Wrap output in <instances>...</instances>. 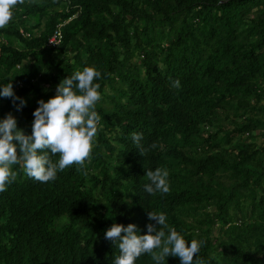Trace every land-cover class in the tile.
I'll use <instances>...</instances> for the list:
<instances>
[{
    "label": "trees",
    "instance_id": "obj_1",
    "mask_svg": "<svg viewBox=\"0 0 264 264\" xmlns=\"http://www.w3.org/2000/svg\"><path fill=\"white\" fill-rule=\"evenodd\" d=\"M87 66L102 73L91 161L47 183L13 166L0 264H113L105 232L134 223L146 234L149 211L204 242L193 264H264V0H25L0 29V88L11 80L27 103L0 97V120L11 112L31 134L38 101ZM156 168L169 172L167 194L144 191Z\"/></svg>",
    "mask_w": 264,
    "mask_h": 264
},
{
    "label": "clouds",
    "instance_id": "obj_2",
    "mask_svg": "<svg viewBox=\"0 0 264 264\" xmlns=\"http://www.w3.org/2000/svg\"><path fill=\"white\" fill-rule=\"evenodd\" d=\"M24 3L25 0H0V29L9 25L17 6ZM101 77V71L95 66H87L63 79L56 86L55 96L38 101L31 134L18 128V120L11 112L0 120V192L15 181L14 165L28 177L47 183L57 179L58 171L74 164L83 167L86 161H91L102 119L96 111L101 99L100 84L95 82ZM180 86L179 79L172 81L173 88ZM0 97L11 98L17 111L27 103L16 95L11 80L0 88ZM131 137L139 153L146 156L149 148L142 144L143 134L133 132ZM155 147V144L150 146ZM57 155L59 159L54 162L51 157ZM146 176L150 183L144 186V191L148 194L170 191L167 169L147 170ZM148 218L151 222L146 226V234H141L134 223L127 226L114 223L105 232L104 238L119 249L113 264H136L144 254H149L155 264H164L169 256L179 257L181 264H193L204 242L192 239L189 244L176 228L168 225L163 212L149 211Z\"/></svg>",
    "mask_w": 264,
    "mask_h": 264
},
{
    "label": "built area",
    "instance_id": "obj_3",
    "mask_svg": "<svg viewBox=\"0 0 264 264\" xmlns=\"http://www.w3.org/2000/svg\"><path fill=\"white\" fill-rule=\"evenodd\" d=\"M72 17L69 18V20L71 19ZM67 20V21H69ZM67 21H63V22H60L55 30L53 31L52 35L48 38V41H47V45L50 46V47H57L58 45L61 44L63 38H64V35H63V25L67 22ZM20 32L27 36V37H30L31 36V32L28 31V30H25L23 27H21L20 29Z\"/></svg>",
    "mask_w": 264,
    "mask_h": 264
},
{
    "label": "rangeland",
    "instance_id": "obj_4",
    "mask_svg": "<svg viewBox=\"0 0 264 264\" xmlns=\"http://www.w3.org/2000/svg\"><path fill=\"white\" fill-rule=\"evenodd\" d=\"M18 27H24L23 25H21V24H18ZM20 129H22V128H20Z\"/></svg>",
    "mask_w": 264,
    "mask_h": 264
}]
</instances>
